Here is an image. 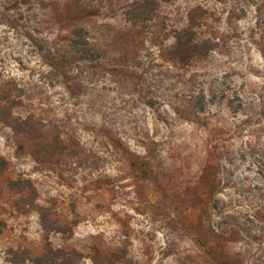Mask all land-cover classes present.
Returning <instances> with one entry per match:
<instances>
[{"label":"rangeland","instance_id":"obj_1","mask_svg":"<svg viewBox=\"0 0 264 264\" xmlns=\"http://www.w3.org/2000/svg\"><path fill=\"white\" fill-rule=\"evenodd\" d=\"M0 264H264V0H0Z\"/></svg>","mask_w":264,"mask_h":264},{"label":"trees","instance_id":"obj_2","mask_svg":"<svg viewBox=\"0 0 264 264\" xmlns=\"http://www.w3.org/2000/svg\"><path fill=\"white\" fill-rule=\"evenodd\" d=\"M180 44H182V43H180ZM180 44H179V45H180ZM187 45H188V46H193V43L190 41V42L187 43Z\"/></svg>","mask_w":264,"mask_h":264}]
</instances>
